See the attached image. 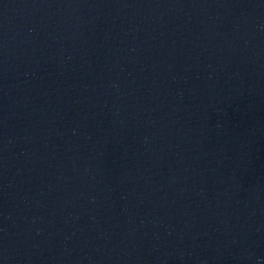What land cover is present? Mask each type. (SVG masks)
<instances>
[{"label":"water","instance_id":"obj_1","mask_svg":"<svg viewBox=\"0 0 264 264\" xmlns=\"http://www.w3.org/2000/svg\"><path fill=\"white\" fill-rule=\"evenodd\" d=\"M0 264H264V0H0Z\"/></svg>","mask_w":264,"mask_h":264}]
</instances>
